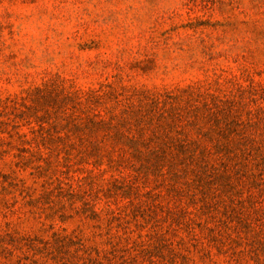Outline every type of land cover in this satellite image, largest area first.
<instances>
[{"label": "rangeland", "instance_id": "374dc122", "mask_svg": "<svg viewBox=\"0 0 264 264\" xmlns=\"http://www.w3.org/2000/svg\"><path fill=\"white\" fill-rule=\"evenodd\" d=\"M0 264H264V0H0Z\"/></svg>", "mask_w": 264, "mask_h": 264}]
</instances>
